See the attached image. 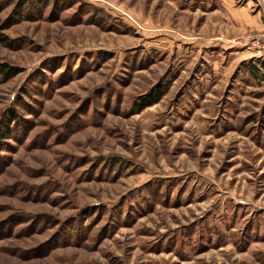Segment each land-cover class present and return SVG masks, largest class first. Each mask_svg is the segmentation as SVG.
I'll list each match as a JSON object with an SVG mask.
<instances>
[{
    "label": "rangeland",
    "instance_id": "1",
    "mask_svg": "<svg viewBox=\"0 0 264 264\" xmlns=\"http://www.w3.org/2000/svg\"><path fill=\"white\" fill-rule=\"evenodd\" d=\"M5 5L0 264H264L259 2Z\"/></svg>",
    "mask_w": 264,
    "mask_h": 264
},
{
    "label": "trees",
    "instance_id": "2",
    "mask_svg": "<svg viewBox=\"0 0 264 264\" xmlns=\"http://www.w3.org/2000/svg\"><path fill=\"white\" fill-rule=\"evenodd\" d=\"M6 8L5 0H0V44L4 46H9L12 42L11 38L7 35L6 30L9 28L8 24L2 19V14ZM19 69L15 67H10L7 64H0V78L4 80H9L19 74ZM161 98V92L155 91L143 98V101L147 103L144 108L154 105Z\"/></svg>",
    "mask_w": 264,
    "mask_h": 264
},
{
    "label": "crops",
    "instance_id": "3",
    "mask_svg": "<svg viewBox=\"0 0 264 264\" xmlns=\"http://www.w3.org/2000/svg\"><path fill=\"white\" fill-rule=\"evenodd\" d=\"M259 2L260 7L258 10V13L256 15L251 16L250 14H248V9H245V11L242 13V15L244 16V23L243 25H247L250 26L252 28L255 29H261L264 26V0H256V2ZM243 53V52H242ZM248 52L243 53V55H245Z\"/></svg>",
    "mask_w": 264,
    "mask_h": 264
},
{
    "label": "built area",
    "instance_id": "4",
    "mask_svg": "<svg viewBox=\"0 0 264 264\" xmlns=\"http://www.w3.org/2000/svg\"><path fill=\"white\" fill-rule=\"evenodd\" d=\"M252 43L253 48H257L258 53H264V26L263 29L257 34L249 39Z\"/></svg>",
    "mask_w": 264,
    "mask_h": 264
}]
</instances>
